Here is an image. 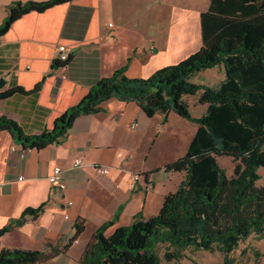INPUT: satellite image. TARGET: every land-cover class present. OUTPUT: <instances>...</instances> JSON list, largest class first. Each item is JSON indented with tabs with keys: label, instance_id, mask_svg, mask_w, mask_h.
I'll list each match as a JSON object with an SVG mask.
<instances>
[{
	"label": "crops",
	"instance_id": "0c3cea01",
	"mask_svg": "<svg viewBox=\"0 0 264 264\" xmlns=\"http://www.w3.org/2000/svg\"><path fill=\"white\" fill-rule=\"evenodd\" d=\"M47 1L0 0V26L13 4ZM211 3L73 0L24 15L0 37V81L5 82L0 92L38 90L0 100V115L17 123L25 135L39 136L115 71L127 66L129 78L146 79L178 64L204 45L202 15ZM60 45L70 47L72 56L55 67ZM208 71H219L217 87L202 79ZM196 77L194 83L213 88L226 79L222 67ZM195 97L185 98L193 118ZM199 105L204 114L207 106ZM104 109L78 117L59 144L39 150L23 148L11 133L0 131V229L26 210L42 208L37 218L28 215L3 235L0 250L43 252L49 255L45 264H81L101 226L114 220L106 231L109 236L137 218L156 217L166 196L177 190L184 174L166 167L185 156L197 125L173 112L150 118L136 103L117 99L106 102ZM13 148L27 150L26 157ZM78 159L82 165L76 167ZM56 167L63 170L65 191L49 183ZM135 175L139 179L134 182ZM77 222L84 231L75 239Z\"/></svg>",
	"mask_w": 264,
	"mask_h": 264
},
{
	"label": "trees",
	"instance_id": "16d2710c",
	"mask_svg": "<svg viewBox=\"0 0 264 264\" xmlns=\"http://www.w3.org/2000/svg\"><path fill=\"white\" fill-rule=\"evenodd\" d=\"M73 0L15 3L0 26V37L30 12L46 10ZM204 45L179 62L146 79L129 78L127 66L103 78L88 94L60 116L52 130L27 136L12 120L0 115V131H7L23 148L43 149L59 144L76 119L105 111L112 99L136 103L152 118L156 114L179 117L198 127L187 153L166 170L183 173L174 193L166 196L156 217L137 218L111 235L114 220L101 226L82 255L81 264H161L158 249L167 246L165 258L178 260L189 248L223 253V264L250 236L264 238V0H212L202 15ZM55 67L62 64L54 61ZM222 67L226 79L218 87L198 85V74ZM16 87L0 92V100L36 92ZM198 96L206 112L193 118L186 97ZM235 162L229 177L218 158ZM42 208L26 210L19 220L0 229V238L21 226L26 216L37 218ZM118 217V214L116 218ZM115 218V219H116ZM75 239L84 226L75 225ZM49 255L38 251L0 250V264H44Z\"/></svg>",
	"mask_w": 264,
	"mask_h": 264
},
{
	"label": "rangeland",
	"instance_id": "374dc122",
	"mask_svg": "<svg viewBox=\"0 0 264 264\" xmlns=\"http://www.w3.org/2000/svg\"><path fill=\"white\" fill-rule=\"evenodd\" d=\"M218 72L219 71H208L202 79L208 82V84L217 87L218 82L215 81V78H218ZM200 80L201 77L195 78V81ZM191 104H193V101ZM203 108L199 105L198 97H195V110L192 112L193 116H195V118H199L204 112ZM173 124H177L176 121H174ZM218 163L221 168L226 171L229 177L233 175L235 162L232 158L220 157L218 158ZM259 174L261 176V180L258 182V185L262 186L264 185V169H260ZM166 251V245H162L158 249L161 264H223L224 255L218 247H215L213 251L189 248L181 252V256L178 260L172 261H168L165 258ZM231 258L233 259L234 264H264V238H258L256 235L250 236L245 242L241 243L239 249L231 255Z\"/></svg>",
	"mask_w": 264,
	"mask_h": 264
},
{
	"label": "built area",
	"instance_id": "2783aa9c",
	"mask_svg": "<svg viewBox=\"0 0 264 264\" xmlns=\"http://www.w3.org/2000/svg\"><path fill=\"white\" fill-rule=\"evenodd\" d=\"M72 56V49L68 46L65 45H60L57 48V54L55 57V61L60 62L62 65L66 64L70 58ZM138 126V124H134L133 128H136ZM13 152L18 151L20 153V156L22 158L26 157V153L27 150H23V149H18V148H13L12 150ZM31 151V150H28ZM82 165V161L80 159L76 160L75 162V166L79 167ZM100 172L104 173V174H108V170L107 169H99ZM139 179L138 175H135L133 177V181H137ZM49 183L51 184V186L61 190V191H65L67 184H66V180L63 174V170L60 167H56L54 168L51 176L49 177ZM72 205V203H69V206ZM67 218V217H66Z\"/></svg>",
	"mask_w": 264,
	"mask_h": 264
},
{
	"label": "water",
	"instance_id": "95a60500",
	"mask_svg": "<svg viewBox=\"0 0 264 264\" xmlns=\"http://www.w3.org/2000/svg\"><path fill=\"white\" fill-rule=\"evenodd\" d=\"M4 85H5V82L3 80H1L0 81V89H3Z\"/></svg>",
	"mask_w": 264,
	"mask_h": 264
}]
</instances>
